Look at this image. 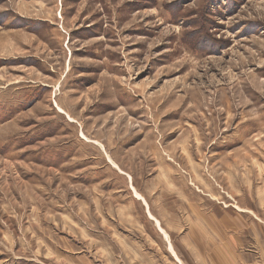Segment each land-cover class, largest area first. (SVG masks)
<instances>
[{
  "label": "rangeland",
  "instance_id": "rangeland-1",
  "mask_svg": "<svg viewBox=\"0 0 264 264\" xmlns=\"http://www.w3.org/2000/svg\"><path fill=\"white\" fill-rule=\"evenodd\" d=\"M155 219L264 264V0H0V264H174Z\"/></svg>",
  "mask_w": 264,
  "mask_h": 264
},
{
  "label": "crops",
  "instance_id": "crops-1",
  "mask_svg": "<svg viewBox=\"0 0 264 264\" xmlns=\"http://www.w3.org/2000/svg\"><path fill=\"white\" fill-rule=\"evenodd\" d=\"M139 196H140V195H139ZM141 196H142V195H141ZM142 197H143V196H142ZM144 202H145V201H144ZM145 203H146V202H145ZM146 207L148 208L147 203H146ZM156 220H157V219H155V221H156ZM157 221H158V220H157ZM158 222L160 223V226H161V228L163 229V231H164L165 233H167V235L169 236V240H167V239L165 238L163 232H162L159 228H157V229L159 230V232L164 236L163 242H164V244H165V245H164V246H165V249L167 250L169 256L172 257L174 264H176V263H177V260H178V257H177L176 248H175L174 245H173V242H172V239H171L170 233L167 232V230H165V229L163 228V225H162V223H161L160 221H158Z\"/></svg>",
  "mask_w": 264,
  "mask_h": 264
},
{
  "label": "bare ground",
  "instance_id": "bare-ground-1",
  "mask_svg": "<svg viewBox=\"0 0 264 264\" xmlns=\"http://www.w3.org/2000/svg\"><path fill=\"white\" fill-rule=\"evenodd\" d=\"M163 231V230H162ZM167 235V234H166ZM167 237V236H166Z\"/></svg>",
  "mask_w": 264,
  "mask_h": 264
}]
</instances>
